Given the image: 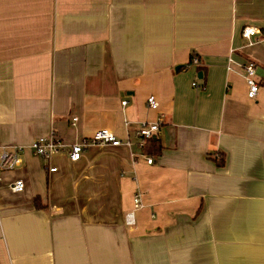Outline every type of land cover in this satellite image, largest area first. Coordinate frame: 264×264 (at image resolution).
Listing matches in <instances>:
<instances>
[{
    "label": "crops",
    "instance_id": "obj_1",
    "mask_svg": "<svg viewBox=\"0 0 264 264\" xmlns=\"http://www.w3.org/2000/svg\"><path fill=\"white\" fill-rule=\"evenodd\" d=\"M100 129L123 145L30 149ZM0 264H264V0H0Z\"/></svg>",
    "mask_w": 264,
    "mask_h": 264
},
{
    "label": "built area",
    "instance_id": "obj_2",
    "mask_svg": "<svg viewBox=\"0 0 264 264\" xmlns=\"http://www.w3.org/2000/svg\"><path fill=\"white\" fill-rule=\"evenodd\" d=\"M258 34V29L253 26H246L242 30V37L247 40H251ZM190 64L195 66H200V60L197 56H195ZM244 70L246 72V81L248 85V98L250 100H256L260 86L257 81V68L254 62L248 61L244 65ZM195 87H198L197 83H194ZM127 102H123L122 105L125 106ZM148 106L156 110L159 107V103L155 96H150L147 100ZM77 119H74L76 122ZM160 122L157 123H148L142 122L140 128L137 131V137L139 139V146L143 148L146 141L152 138L159 130ZM123 141L119 139L113 132L108 129H100L94 133L91 138L83 140L81 143H76L73 145H67L63 141H61L55 134H52L48 138H39L35 140L30 149L33 154L37 157L49 159L51 157L57 156L59 154L68 153L70 160L73 162H77L81 159L82 154L90 145L99 144V145H109L118 147L123 145ZM127 145L130 144L129 141L125 142ZM23 148H14L12 151L6 152L5 156L2 160L1 166L4 169H12L15 168L20 163L19 153L22 152ZM148 164L153 163V158H148ZM51 172H55L56 168H52ZM25 188V183L23 180H17L12 186L11 189L14 192H22ZM135 209L129 212L126 215V224L128 226H134L136 224V211L142 207L141 198L139 195L135 197Z\"/></svg>",
    "mask_w": 264,
    "mask_h": 264
},
{
    "label": "trees",
    "instance_id": "obj_3",
    "mask_svg": "<svg viewBox=\"0 0 264 264\" xmlns=\"http://www.w3.org/2000/svg\"><path fill=\"white\" fill-rule=\"evenodd\" d=\"M195 56H193L194 58ZM198 57V56H197ZM192 58V59H193ZM192 61V60H191ZM199 70H201L200 67H198ZM203 72V71H202ZM204 73V72H203ZM143 150L148 153V155H161L162 152V145L160 141L155 138L154 136L150 139H148L143 146ZM36 206L37 208H42L43 206L40 203L39 199H36Z\"/></svg>",
    "mask_w": 264,
    "mask_h": 264
},
{
    "label": "water",
    "instance_id": "obj_4",
    "mask_svg": "<svg viewBox=\"0 0 264 264\" xmlns=\"http://www.w3.org/2000/svg\"><path fill=\"white\" fill-rule=\"evenodd\" d=\"M177 69H179V68H177ZM199 77L202 78V73L199 74Z\"/></svg>",
    "mask_w": 264,
    "mask_h": 264
}]
</instances>
